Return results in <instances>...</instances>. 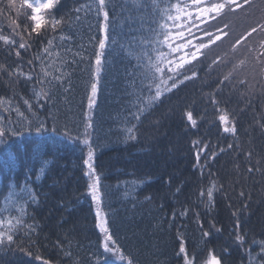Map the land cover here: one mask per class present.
I'll list each match as a JSON object with an SVG mask.
<instances>
[{
    "label": "snow or ice",
    "instance_id": "6c2138e0",
    "mask_svg": "<svg viewBox=\"0 0 264 264\" xmlns=\"http://www.w3.org/2000/svg\"><path fill=\"white\" fill-rule=\"evenodd\" d=\"M258 4L264 0H72L71 7L65 0H0V264H29L23 257L51 264L33 252L43 232L36 214L48 199L42 184L69 144L81 153L82 196L93 206L99 243L82 250L74 231L66 230L54 245L59 264H140V254L121 243L113 227L95 164L99 127L94 113L114 68L110 57L121 52L127 61L123 102L110 132H118L125 144L136 142L144 122L174 97L180 99L178 93L190 82L202 85L199 110L194 101L180 108L185 134L196 137L191 146L199 176L191 193H184L183 183L173 193L176 203L168 222L176 231L178 264H264V224L258 231L248 227L244 215L257 187L264 197V15L237 33L227 50L213 55L236 32L235 20L251 15ZM242 44L260 79L240 74L247 57L238 63L229 57ZM223 65L229 70L223 71ZM77 73L87 80L74 115ZM212 76L216 79L207 85ZM237 93L244 106L233 109L231 96ZM243 113L251 114L247 128L239 121ZM205 124L218 129L216 144L199 135ZM223 154L232 156L227 180L212 166ZM146 183L150 178L123 181V196L136 199ZM218 196L233 201L228 204L231 228L213 217L205 229L198 209L210 213ZM185 220L194 221L200 232L201 242L191 248ZM226 231L228 239L214 244Z\"/></svg>",
    "mask_w": 264,
    "mask_h": 264
},
{
    "label": "trees",
    "instance_id": "16d2710c",
    "mask_svg": "<svg viewBox=\"0 0 264 264\" xmlns=\"http://www.w3.org/2000/svg\"><path fill=\"white\" fill-rule=\"evenodd\" d=\"M65 3L67 7L72 6V0H65ZM261 7L264 5L258 4L251 15L236 19V32L231 33L230 37H225L221 47L215 49L213 55L227 50L237 33L243 32L250 24L260 20L264 15ZM86 40L87 37H85ZM246 43L245 41L244 44ZM244 44L240 45L235 54L229 53V57L237 63L240 59L247 57V62L240 74L251 79L258 75V68L252 55L244 49ZM110 63L114 65V68L105 77L101 86L94 119L99 127L95 164L98 172L102 174L103 191L108 193L106 203L115 221L113 227L118 229L117 235L121 238V243L140 254V264H178L174 255L178 250L176 231L174 228H169L168 222L176 203L173 193L182 183L184 193H191L198 183L199 176L193 170L194 156L191 146L196 137L185 134V128L180 119V108L185 102L194 101L199 110L202 85L200 82H190L187 88L178 93L180 99L174 97L170 103L157 109L151 119L144 122L136 142L125 144L119 138V133L110 132V128L115 127L114 118L121 111L124 86L122 72L127 61L121 52L113 53ZM229 68L230 65H223L222 70L228 71ZM215 79V76L208 78L207 85H212ZM257 79L260 77L257 76ZM86 80V74L81 76L77 73L75 78L77 86L71 102L74 115H78L81 109ZM207 85L204 86L205 92L209 90ZM224 98H228L227 92ZM238 103L241 107L244 106L239 93L231 96L230 107L235 109ZM256 103L259 105V100H256ZM84 104L86 105V100ZM250 119V113L239 115L243 128L248 127ZM156 120H159L158 125L155 124ZM199 135L207 136L213 144H216L218 129L214 126L209 129V125L205 124L199 130ZM219 135L223 136L222 133ZM228 142H231V138ZM80 156L79 149L69 144L55 160L52 171L49 173L50 178L42 184V191L47 194L48 199L43 202L36 214L43 232L33 252L48 259L51 264H59L61 257L54 245L57 237H62L66 230L74 231L76 241L79 242L82 250L99 243V234L94 228L93 206L86 196H82L85 192V184L80 171L82 163ZM212 166L214 170L219 171L222 178L227 180L230 178L232 156L223 154L218 161L212 162ZM0 174H4L2 168H0ZM133 176L150 178V183L144 184L137 191L136 199H126L123 196V181L130 180ZM169 178L171 182L165 183ZM118 183L120 187H117ZM229 195L232 193L229 192ZM147 196L152 197L151 202L145 200ZM252 196L253 199L249 202L251 208L244 215L247 226L255 227L258 231L261 224H264V197L258 187L252 192ZM185 198V195H179L180 201H184ZM232 202L218 196L217 206L210 213L201 206L198 210L201 212L205 229L209 227L213 217L225 229H230L232 209L228 207V204ZM2 203L3 198L0 196V205ZM58 204H64L66 207H58ZM161 205L164 207L161 208ZM61 220L66 221L63 227L60 226ZM183 223L186 225L187 245L191 248L201 242L200 232L197 231L194 221L185 220ZM227 239L226 231L218 241H214V244L222 245ZM23 259L29 264H40V261L34 258L23 257Z\"/></svg>",
    "mask_w": 264,
    "mask_h": 264
}]
</instances>
